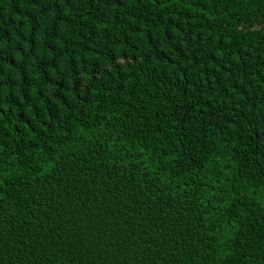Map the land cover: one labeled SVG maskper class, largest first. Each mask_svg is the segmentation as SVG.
Returning <instances> with one entry per match:
<instances>
[{
	"label": "trees",
	"instance_id": "trees-1",
	"mask_svg": "<svg viewBox=\"0 0 264 264\" xmlns=\"http://www.w3.org/2000/svg\"><path fill=\"white\" fill-rule=\"evenodd\" d=\"M0 264H264V0H0Z\"/></svg>",
	"mask_w": 264,
	"mask_h": 264
}]
</instances>
